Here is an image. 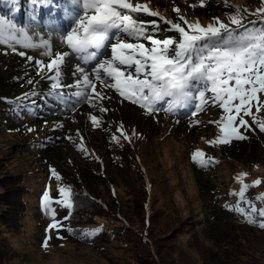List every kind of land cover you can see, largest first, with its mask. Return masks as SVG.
Returning a JSON list of instances; mask_svg holds the SVG:
<instances>
[{
    "label": "rangeland",
    "instance_id": "374dc122",
    "mask_svg": "<svg viewBox=\"0 0 264 264\" xmlns=\"http://www.w3.org/2000/svg\"><path fill=\"white\" fill-rule=\"evenodd\" d=\"M147 2L151 10L168 19L169 14L175 13L174 6L179 7L180 13L187 10L188 20H199L202 25L212 22L214 17L227 23V13L236 7L254 11L260 6V0H228L232 7H225L221 0H205L203 7L199 0ZM22 30L35 44L47 40L53 51L69 52L64 62L67 66L62 65L60 86L53 91V80L47 81L45 90L47 96H59L64 89L72 109L57 112L54 117L46 116L37 123L31 105L43 94L44 79L34 60L48 62V58L40 54L39 48H25L14 42L0 46V96L7 94L10 102L18 101L15 104H22L30 112H15L17 126H0V213L16 207L12 193L18 177L23 179L21 187L27 189L21 200L27 210L20 215L18 226L0 225V264H264V229L229 210L238 199L230 193L239 192L240 173H247L243 184L251 185L261 179L259 186L248 189L247 192L254 193L248 194L249 200L257 203L254 198L264 193V133L252 124L250 117L245 119L253 130L241 132L256 142V149L236 162L223 155L224 144L207 143L218 134L212 122L223 115L215 104L186 119L162 110L147 114L114 89L100 85L93 76L97 91L106 97L93 106L95 97L90 104L86 99L78 100L73 93L81 75L75 69L83 67L91 76L96 62L80 61L60 42L59 36ZM11 34L20 38L18 32ZM45 75L53 76L54 72ZM86 92L91 94V89ZM99 106L107 111L101 113ZM90 115L98 118V127H93ZM259 118L264 120V111ZM121 126L127 140L117 131ZM113 136L119 143L112 140ZM195 150L214 161L205 177L191 167ZM53 169L59 180L52 176ZM205 180L214 191L222 192L221 197L213 199L210 189L205 192ZM73 185L109 206L106 213L93 216L88 223L92 224L88 232L101 229L103 237L97 243L70 239L65 219L68 208L59 204L53 203L51 207L61 226L48 230L53 220L41 205L43 193L48 190L56 200L60 198L58 187ZM241 206L249 210L247 205ZM147 217L145 239L142 229L146 228ZM46 236L50 239L45 248L42 245ZM149 252L155 253L154 260Z\"/></svg>",
    "mask_w": 264,
    "mask_h": 264
},
{
    "label": "snow or ice",
    "instance_id": "6c2138e0",
    "mask_svg": "<svg viewBox=\"0 0 264 264\" xmlns=\"http://www.w3.org/2000/svg\"><path fill=\"white\" fill-rule=\"evenodd\" d=\"M11 2L15 3V0ZM221 2L225 7H232L228 0ZM31 4L34 8L37 5L48 6L51 0H31ZM199 6H205V0H199ZM172 11L177 13L176 21L151 10L147 0H64L63 16L70 21L71 28L59 34L60 42L85 64L96 62L91 76L83 67L75 69L81 75L77 77V91L73 95L78 100L86 99L90 104L95 97L93 106L105 99L103 92L97 91L92 79L94 76L100 85L114 89L123 99L138 105L147 114L161 110L174 112L191 105L194 107L192 115H196L209 103L206 93H211V101L222 109L223 115L212 122L216 124L218 134L215 139L207 141L210 146L246 139L241 129L245 132L253 130L246 117H250L252 124L264 133V120L259 118V113L264 111V0H260V6L254 11L233 8L227 13V23L214 17L212 22L202 25L199 20L189 21L181 15L179 7L174 6ZM145 16L157 17L158 20H145ZM248 16L256 19L247 20ZM161 22L169 27L162 29ZM162 30L174 31L178 35L176 38H160L157 34ZM14 32H18L20 38L11 34ZM143 41H147L150 47ZM9 42L25 48L42 49L40 54L47 57L48 62L34 60L38 74L43 79L53 80V91L60 86L62 65L69 52L53 51L47 40L35 44L24 30L0 18V44ZM106 49L110 50V59L98 60V55ZM104 54L108 55V52ZM19 55L25 56V53L20 52ZM26 58L33 60L32 57ZM45 72H54V75L46 76ZM89 88L91 94L86 92ZM161 102H166L167 107L157 108ZM99 111L103 113L107 109L99 106ZM89 120L93 127L100 124L96 116L90 115ZM122 128H117V131L127 140ZM112 140L119 143L115 136ZM80 150L84 151L82 147ZM191 158L201 167L214 162L200 150L193 151ZM51 171L52 176L59 180L55 170ZM246 175L240 173L237 177L239 192L230 194L238 199L229 210L242 215L247 223H258L264 229V193L255 198L260 207L245 198L248 189L259 186L261 179L257 178L251 185L243 184ZM58 192L59 199L53 200L48 190L41 199L42 207L53 220L48 230L61 226L55 220L53 203L72 208L71 190L58 187ZM242 204L249 210L241 207ZM257 218H261L259 222ZM100 231L95 229L84 235H96ZM49 239L46 236L42 247L48 246Z\"/></svg>",
    "mask_w": 264,
    "mask_h": 264
},
{
    "label": "trees",
    "instance_id": "16d2710c",
    "mask_svg": "<svg viewBox=\"0 0 264 264\" xmlns=\"http://www.w3.org/2000/svg\"><path fill=\"white\" fill-rule=\"evenodd\" d=\"M63 8H64V0H51V4L48 6H39L37 5L35 8L31 4V0H15V3H12L11 0H0V18H3L6 21L11 22L16 26L17 29H27L33 32H36L38 34H52L54 36H59L60 33L66 32L70 30L71 23L70 21L64 19L63 16ZM176 13H171L168 16L171 18V20L176 21L177 15ZM181 15L185 16L186 18L190 16L187 10H182L180 13ZM149 18L150 20H158L157 17H144L145 20ZM188 19V18H187ZM247 18V20H255ZM180 23L183 25V21H180ZM247 24V21H245ZM162 29L165 28V25L161 22ZM186 27V26H185ZM159 37H172L176 38L177 33L174 31H161L157 34ZM146 46H149V43L147 41H143ZM2 44H0L1 46ZM107 51L108 55H105L104 52ZM102 56V57H101ZM72 58V57H71ZM70 58V59H71ZM105 58H110V50H102L101 54L98 55V60H103ZM79 59V58H78ZM80 60V59H79ZM81 61V60H80ZM90 63V62H89ZM64 67L67 66L66 63L63 65ZM66 77L70 76L69 71L67 70L65 72ZM47 81H51V79H44V82L42 81L41 90H43V94L40 95V98L36 101V104L31 105V113L36 114L35 119L36 122H40V120L45 119L46 116L54 117L56 113L61 112L65 109H72L71 107V100L67 99L66 91H63L64 89H61L60 91L63 92L59 96L55 95H48L47 91L45 90V87L47 86ZM197 87H201L200 85H197ZM211 93H206V96L209 99V103L205 106V108L209 107L210 105L214 104L211 101ZM11 98L8 97L7 94H3V96H0V126H6L11 124V126H17V119L14 114L17 111H25V106L22 104H15L18 101L10 102ZM15 100H19L16 98ZM195 103V102H193ZM166 108L167 104L166 102H161L157 104V108ZM12 111L10 112V110ZM55 110V111H53ZM194 111L193 106H189L187 108H178L174 112H167V111H161L165 113L171 114L173 117L178 119H186L189 116L192 115ZM26 112V111H25ZM30 113V112H26ZM13 116V117H12ZM16 119V121L13 120ZM13 126V127H14ZM222 152L223 155L227 158L233 159L236 162H240L244 155L247 152H252L256 149V142L253 139L246 138L244 140H235L228 144H224L222 146ZM206 156V154H205ZM207 157V156H206ZM263 164H264V156H262ZM192 162L191 167H193L194 171L197 173L203 175L204 177L208 175L211 165L208 164L206 167H195L194 162L192 158L190 159ZM200 176V177H203ZM262 178H264V174L261 175ZM2 183V182H1ZM23 183V179L21 177H18L14 182V190L12 195L15 198V201L12 203L15 208H8V211L5 213H0V225L1 226H8L10 227L11 224H14V226H18L20 217L23 216L24 212L27 210L26 205L21 201L23 198V195L27 191L26 188L21 187ZM3 184V183H2ZM209 181L205 180L203 182V188L206 190L205 192L208 193L210 189V193L212 194V198L216 199L218 197H221L222 192L214 191L211 186L208 185ZM24 188V189H23ZM256 188V187H254ZM253 188V190H254ZM71 190V201H72V208L68 209L67 214V234L70 237V239L74 241H78L81 243L86 244H94L101 240L103 237L102 233H98L96 235L91 236H85L84 233L88 232L89 226H91L89 222L90 219H92L93 216H96L100 214L106 213L105 211H108L109 206L106 202H102L99 198H95L92 195H90L87 191L83 190L82 188L78 186H71L69 188ZM202 192V191H201ZM248 194H251L253 196V191L246 192L245 198L250 199L248 197ZM257 197V196H256ZM255 197V198H256ZM254 198V200H255ZM243 205V204H242ZM261 204L259 201H257V207H260ZM242 207V206H241ZM98 211V212H97ZM69 212H71V215L69 216ZM148 212H146V215L148 216ZM21 215V216H20ZM148 217L146 221V228L142 229V236L145 237V239H148V233L146 231L149 222ZM258 222L261 218H257ZM258 224V223H257ZM68 229H71L72 231L69 232ZM150 258L153 260L155 259V253L149 252ZM153 262V261H152ZM155 264V262H154ZM158 264V263H157Z\"/></svg>",
    "mask_w": 264,
    "mask_h": 264
}]
</instances>
